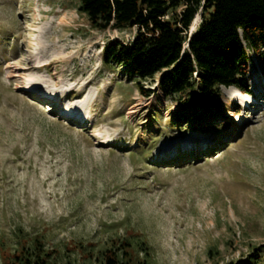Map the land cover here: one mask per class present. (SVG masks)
<instances>
[{
  "label": "rangeland",
  "instance_id": "374dc122",
  "mask_svg": "<svg viewBox=\"0 0 264 264\" xmlns=\"http://www.w3.org/2000/svg\"><path fill=\"white\" fill-rule=\"evenodd\" d=\"M77 2L0 0V264L34 238L55 264H100L116 246L149 264L246 259L264 244L258 54L243 41L248 99L222 86L210 107L195 93L165 97L156 79L140 81L145 96L101 56L134 28L92 29Z\"/></svg>",
  "mask_w": 264,
  "mask_h": 264
},
{
  "label": "trees",
  "instance_id": "16d2710c",
  "mask_svg": "<svg viewBox=\"0 0 264 264\" xmlns=\"http://www.w3.org/2000/svg\"><path fill=\"white\" fill-rule=\"evenodd\" d=\"M199 7L201 20L188 36ZM76 8L92 29L134 28L127 43L108 40L101 56L107 69L124 68L145 96L150 91L140 81L146 79H156L165 97L195 93L210 107L221 104L222 86L247 92L243 41L256 51L264 68V0H78ZM187 105L184 101V108ZM33 244L8 246L12 255L2 264H55L45 261L46 251L38 238ZM123 244L131 245L128 241ZM120 248L107 249L100 264H149L145 258L131 259L127 250ZM139 248L147 254L145 240L139 242ZM262 253L264 244L255 246L237 264H258Z\"/></svg>",
  "mask_w": 264,
  "mask_h": 264
},
{
  "label": "bare ground",
  "instance_id": "6f19581e",
  "mask_svg": "<svg viewBox=\"0 0 264 264\" xmlns=\"http://www.w3.org/2000/svg\"><path fill=\"white\" fill-rule=\"evenodd\" d=\"M42 60H43V59H38L37 62H40L41 64H43V63L41 62ZM41 64H40V65H41ZM28 74H29V75H28V76H29L28 78H32V77H34V75H33L32 73L29 72ZM14 75H15V74H14ZM156 84H157V82H156ZM27 86H30V85H27ZM233 87H234V86H233ZM237 93H239L238 90H237L234 94H237ZM241 96H242L244 99H248V98L250 97L248 93H246V94H244V95H240V93H239L236 97H241ZM68 112L70 113L69 116H72V115H73V114H72L73 111H70V110H69ZM238 116H239L240 119H246V117L243 116V112H242V113H239ZM168 154H170V153H168Z\"/></svg>",
  "mask_w": 264,
  "mask_h": 264
},
{
  "label": "water",
  "instance_id": "95a60500",
  "mask_svg": "<svg viewBox=\"0 0 264 264\" xmlns=\"http://www.w3.org/2000/svg\"><path fill=\"white\" fill-rule=\"evenodd\" d=\"M191 36V35H190ZM157 84H158V82H157Z\"/></svg>",
  "mask_w": 264,
  "mask_h": 264
}]
</instances>
